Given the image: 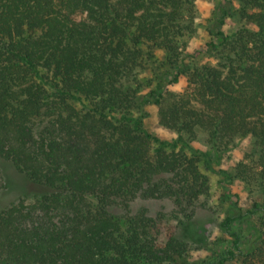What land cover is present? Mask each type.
<instances>
[{"label":"trees","instance_id":"16d2710c","mask_svg":"<svg viewBox=\"0 0 264 264\" xmlns=\"http://www.w3.org/2000/svg\"><path fill=\"white\" fill-rule=\"evenodd\" d=\"M212 1L0 0V193L4 165L36 187L0 206V264H264V0Z\"/></svg>","mask_w":264,"mask_h":264},{"label":"rangeland","instance_id":"374dc122","mask_svg":"<svg viewBox=\"0 0 264 264\" xmlns=\"http://www.w3.org/2000/svg\"><path fill=\"white\" fill-rule=\"evenodd\" d=\"M212 0H198V10L200 14V20L203 22L205 18L209 16L210 10L213 6ZM202 44L201 38H197L191 42L192 46H199ZM148 110L150 112L149 117L145 120L146 127L154 134L162 138H170L171 133L160 126L158 118V108L156 106H149ZM249 139H241L237 141L236 146L229 152V158L227 161L233 162L237 160L243 153L245 149L249 146ZM225 161L224 165H226ZM210 179L212 198L210 204L214 206L213 212L209 210L199 209L196 213L194 221L188 226L187 235L194 240H207L214 239L219 235L217 229V220L220 216L221 211L217 208V197L220 193V188L218 185V176L213 171H206ZM3 174L5 180V188L0 193V206H6L11 201L15 200L18 196L22 194L31 193L36 191V187L27 181L21 174H19L12 166L4 165ZM243 197L245 193L242 189H237ZM141 208H147L149 213H165L169 214L172 209L171 202L167 200H139L132 204L133 211H137ZM199 244L192 243L191 255L195 258L197 256H205L204 250L199 248ZM198 246V247H197Z\"/></svg>","mask_w":264,"mask_h":264}]
</instances>
